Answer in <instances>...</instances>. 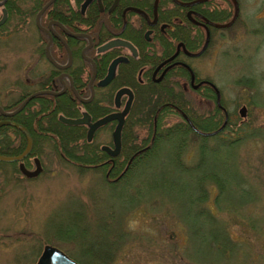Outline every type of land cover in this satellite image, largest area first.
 <instances>
[{
	"label": "rangeland",
	"instance_id": "1",
	"mask_svg": "<svg viewBox=\"0 0 264 264\" xmlns=\"http://www.w3.org/2000/svg\"><path fill=\"white\" fill-rule=\"evenodd\" d=\"M192 1L187 2L192 4ZM236 1L238 11L234 23L212 26L211 41L200 56L185 57L184 61L197 77L208 79L217 87L220 103L232 121L248 122L249 128L258 127L259 132L264 133V0ZM208 3L210 7L217 5V11L226 12L220 18L215 14L212 23L225 24L230 20L231 11L233 14L231 0L204 2ZM7 27L8 24L0 29L1 105L12 104L20 94L26 65L31 64L30 41L35 36L32 27L28 30L23 26ZM170 83L173 92L182 94L190 112L207 115L213 111L214 101L203 94L207 88L202 92L193 90L180 75H173ZM144 97L143 93L135 98V113L139 101L141 107L145 104ZM242 105L246 108L245 116L238 113ZM179 111L166 112L161 123L174 124L181 116L189 125L185 114ZM130 132L136 140L147 135L141 123H135ZM98 137L102 139L98 143L108 142L109 133L101 131ZM261 138V135L245 138L228 155L238 176L244 177L242 183L250 187L253 198L236 208L239 215L237 212L219 214L226 218H233L232 215L259 218L264 235V140ZM186 140L189 150L180 151L179 159L194 162L197 158L195 138L187 136ZM159 145L143 167L130 171L123 178L122 174L116 177L118 172L107 175L106 180L94 169L80 171L77 164L75 167L52 155H42L43 171L38 177L21 179L18 186H9L5 184L2 172L10 164L0 162V264H35L44 244L61 249L79 264L89 260L99 264H195L183 255L185 232L179 215L183 213L186 201L169 187L167 180V175L173 173L170 157L175 156V150L167 144ZM145 148L147 145L138 151ZM213 196L214 190H211L210 207ZM64 212L70 217L61 215ZM53 215L70 221L69 235L66 233L69 237L65 233L58 239L52 235ZM228 231L235 239H246L248 249L253 253L264 252L262 240L247 227L232 220ZM90 241L93 246L88 245ZM89 246L96 247L99 254H92Z\"/></svg>",
	"mask_w": 264,
	"mask_h": 264
},
{
	"label": "flooded vegetation",
	"instance_id": "2",
	"mask_svg": "<svg viewBox=\"0 0 264 264\" xmlns=\"http://www.w3.org/2000/svg\"><path fill=\"white\" fill-rule=\"evenodd\" d=\"M187 1L0 0V29L8 24L9 29L23 26L28 30L32 27L35 33L30 41L31 64L26 65L20 94L12 104H0V123L7 122L0 124V128L4 127V140L11 153L2 155L17 156L27 143L26 134L16 125L21 126L31 140L29 152L20 160L0 161L10 164L2 172L5 184L18 186L21 179L38 177L43 171L42 155H52L58 160L82 155L91 157L92 148H86L83 153L76 150V141L82 138L87 143L95 142V148L99 150L97 153L106 155V159L101 162L85 164L87 169L107 165L105 175L112 171V174L118 172V177L131 158L139 152L131 153L124 163L121 153L122 129L132 111L135 98L143 93L146 96L148 92L147 95L152 94L150 99H154L156 89L170 91L173 75L185 78L193 90L202 92L207 88L211 91L214 107L223 113V120L225 114L228 120L217 87L208 79L197 77L184 61L185 57L200 56L188 55L186 52H198L206 35L207 45L210 43L211 28H215L211 24L212 19L220 11H217V5L210 7V3L204 4L207 0L195 3L197 5L188 4ZM186 40L193 46L186 47ZM26 42L28 44V40ZM193 47H196L195 51ZM182 70L187 76L182 75ZM104 79L106 81L103 84H97ZM213 86L219 92V105L215 101ZM181 99H184L182 94ZM24 100L20 110L10 115L2 113L14 111ZM163 105L177 109L168 102L158 105L150 114L153 124L156 111ZM125 107L127 109L122 114L119 132V150L111 155L101 147L113 149L112 132L118 123L117 117ZM138 107L141 110L143 108L140 101ZM60 115L69 119L86 115L90 123L108 115L116 117L95 128L90 141H87V123L65 124L59 120ZM101 131L109 133L108 142L98 143V140H102L98 137ZM61 133L71 142L67 151L56 149V145L54 148L51 144L58 143L62 138ZM33 141L36 143L35 152L32 151ZM18 148L19 151L13 152L12 149ZM34 158L39 161L41 170L36 176L26 177L20 171L19 164L26 170H33ZM71 164L76 167V161L72 160ZM113 178L110 179L113 181Z\"/></svg>",
	"mask_w": 264,
	"mask_h": 264
},
{
	"label": "trees",
	"instance_id": "3",
	"mask_svg": "<svg viewBox=\"0 0 264 264\" xmlns=\"http://www.w3.org/2000/svg\"><path fill=\"white\" fill-rule=\"evenodd\" d=\"M226 14L225 10L217 12L216 18ZM215 17V16H214ZM186 47L193 46L190 41L186 40ZM196 48V47H195ZM182 75L187 76V73L182 70ZM248 83V82H247ZM246 84V83H245ZM207 97L214 99L213 93L207 91L203 93ZM151 93L146 95L145 104L142 110L137 106V113L132 111L129 113L125 120L122 129V155L124 163L131 155L147 145V148L143 149L134 155L128 165L126 166L121 178L126 176L130 171L134 172L136 169L143 167L154 156L157 146L159 144H167L170 149H173L175 156L170 157L172 160L173 173L172 176L167 175V180L170 182V188H174V191L182 196L186 201L183 213L179 216L180 223L183 226L185 232V244L183 249V255L187 256L189 260L194 261L195 264H264V252L251 251L248 249V242L246 239H235L229 231L228 226L233 220L234 223L245 226L250 229L256 238L262 240V246L264 249V235H262V228L259 226V222L253 216L240 215L238 217L232 215L233 218H226L219 213H227L228 215L236 213L241 205H245L246 200L250 197V187L244 185V177H239L234 169L232 159L228 158L230 150L237 146L238 143L245 138L260 135L264 140V133L259 132V128H249L248 122L238 123L232 121L228 114V120L224 127L218 131V127L223 121V115L220 109L214 107L213 111L207 115L197 114L190 112V106L184 99H181L180 93L173 92L172 88L169 90L161 91L156 89L155 98L150 99ZM136 102V101H135ZM134 102V103H135ZM164 102L171 103L177 109L181 110L187 117L192 125L200 131L212 132V135L204 136L196 133L191 127L184 121L181 116L178 122L170 125H164L161 123L163 115L168 111L177 110L171 108L169 105H163L155 113V124L152 123V113L155 111V107ZM139 104V103H138ZM141 113V114H140ZM178 113V112H177ZM139 115V116H138ZM140 117L139 119H136ZM135 123H141L146 128V137L136 140V136L130 129ZM62 128H66L61 125ZM4 127L0 128V153L9 155L10 149L6 147V143L3 135ZM45 136V135H43ZM62 138L58 143H52V146L56 145V149L69 150L71 143L67 136L61 133ZM187 136H193L196 141V160L188 163L180 160L178 153L180 151L189 150V143L186 140ZM83 137V136H82ZM45 138V137H43ZM44 140V139H42ZM41 140V142H42ZM211 140V141H210ZM36 143L33 141L32 151L35 152ZM58 145V146H57ZM95 142L87 143L84 138L76 141V150L85 151L86 148H92L91 157L76 156L69 159H61L68 163L72 160L76 161L80 171L87 169L85 164L91 162H101L106 159V155L103 153H97L99 150L95 148ZM18 149H12L13 152L19 151ZM38 150V149H37ZM33 154V153H32ZM153 155L152 157L150 156ZM175 158V159H174ZM90 169H94L96 172L102 174L106 180V176H112L109 171L107 175L105 166H93ZM169 188V189H170ZM211 190H214V196L211 199L212 207L208 205L210 200ZM253 201V200H250ZM248 202V201H247ZM68 212L61 213L64 217H70ZM239 215V212L236 213ZM67 215V216H66ZM59 216V215H58ZM52 232L53 236L68 234L69 232V220L64 221L63 218L53 215ZM69 235V234H68ZM69 237V236H67ZM86 238V237H85ZM88 240V239H87ZM86 241V239H85ZM88 244V242H86ZM88 245L93 246V242H89ZM89 251L92 254H99L97 248H91ZM97 250V252L95 251ZM86 264H99L91 262L89 260ZM101 263V262H100Z\"/></svg>",
	"mask_w": 264,
	"mask_h": 264
},
{
	"label": "water",
	"instance_id": "4",
	"mask_svg": "<svg viewBox=\"0 0 264 264\" xmlns=\"http://www.w3.org/2000/svg\"><path fill=\"white\" fill-rule=\"evenodd\" d=\"M200 1H203V0H194L192 1L193 3L195 2H200ZM232 2V5H233V14H232V17L230 18V20L225 23V24H217V23H211L213 26L215 27H223V26H229L233 20L236 18L237 16V10H238V7H237V2L236 0H231ZM190 4V3H188ZM207 42H208V36L206 35L205 37V40H204V43L203 45L201 46L200 50L196 53H193L194 55H198L207 45ZM188 55H193L191 53H188L186 52ZM112 66H113V63H112ZM112 66L110 65L111 69H112ZM190 71V75L192 77V72L191 70ZM110 75V73L108 74ZM106 80H101V81H98L97 84L98 85H101L105 82ZM214 90H215V101H216V104L219 105V92L218 90L214 87ZM122 90H120L117 95L121 92ZM26 100H24L22 103L19 104V106L12 112H2L4 115H10V114H13L14 112L20 110V108L24 105ZM126 109L127 107H125L123 113H121L117 118H118V123L117 125L114 127V130L112 132V141H113V149H110L109 147L107 146H102L101 148L104 149L105 151H107L109 154L111 155H114L118 152L119 150V146H120V141H119V132H120V128H121V125H122V121H123V116L122 114H124L126 112ZM1 111V110H0ZM245 111H246V108L244 105H242L239 109H238V113L240 114V116H245ZM116 116L115 115H108L106 117H103V118H100L92 123H90L88 121V116H83L82 118H78V119H69V118H65L63 117L62 115L59 116V120L65 124H80V123H87L88 125V130L86 132V140L87 141H90L91 137H92V133L93 131L95 130V128H97L99 125L103 124L104 122H106L108 119L110 118H115ZM184 118L188 121L189 125L192 127V129L195 130V128L193 127V125L190 123L189 119L184 115ZM226 122V114H225V118H224V121L222 122V124L220 125V127L218 129H221L224 124ZM4 123H7V122H1L0 124H4ZM19 129H21L27 136V143L23 149V151L17 155V156H6V155H2L0 154V161H4V162H9V161H14V160H20L23 156H25L29 150H30V147H31V140L28 136V134L26 133V131L19 125H16ZM196 132H199L200 134L202 135H210L212 134L213 132H200L198 130H195ZM34 165H35V168L33 170H26L22 164L20 163L19 164V169L20 171L26 176V177H32V176H36L37 173L41 170V167H40V164H39V161L34 158ZM35 264H78L76 263L75 261H73L72 259H70L68 256H66L59 248L55 247V246H52V245H49V244H44L42 249H41V252L35 262Z\"/></svg>",
	"mask_w": 264,
	"mask_h": 264
}]
</instances>
